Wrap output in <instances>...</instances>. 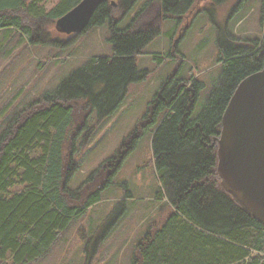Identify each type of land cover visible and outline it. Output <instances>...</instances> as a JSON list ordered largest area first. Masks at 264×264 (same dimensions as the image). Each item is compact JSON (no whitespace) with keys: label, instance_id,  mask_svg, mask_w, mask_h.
<instances>
[{"label":"trees","instance_id":"trees-1","mask_svg":"<svg viewBox=\"0 0 264 264\" xmlns=\"http://www.w3.org/2000/svg\"><path fill=\"white\" fill-rule=\"evenodd\" d=\"M82 1L59 0L47 10L44 0H0V31L13 29L33 47L62 49L69 39L56 36L64 35L56 31V21ZM138 1L101 4L86 30L106 25L111 54L90 57L54 90L15 113L0 131V264H38L45 259L71 225L102 201L145 125L152 131L154 168L172 211L137 242L130 264H264V224L225 192L217 173L222 118L238 86L262 70L264 39H239L226 26H218L223 71L201 112L195 116L204 83L174 72L148 103L138 133L132 132L86 182L70 188L79 170L75 139L82 136L85 146L93 132L89 118L95 116L97 124L104 121L122 104L130 85L148 76L147 70L138 69L137 57L161 35L159 26L148 23L154 6L144 4L121 27ZM153 1L159 2L162 20L178 22L196 2ZM212 1L223 5L226 0ZM261 15L264 26V0ZM171 49L153 60L162 65L175 53L176 48ZM101 172L107 176L98 184L96 173ZM123 189L130 194L126 183ZM125 214L124 203H118L87 244V254L97 252Z\"/></svg>","mask_w":264,"mask_h":264},{"label":"rangeland","instance_id":"rangeland-1","mask_svg":"<svg viewBox=\"0 0 264 264\" xmlns=\"http://www.w3.org/2000/svg\"><path fill=\"white\" fill-rule=\"evenodd\" d=\"M58 1L44 0V6L51 10ZM239 2L226 0L223 5H214L212 0H196L192 9L181 15L179 22L175 18L162 20L158 1L137 2L121 27L147 3L156 11L148 23L161 29V35L149 44L145 55L137 57L138 69L147 70L148 76L144 81L130 85L122 104L104 121L97 124L95 116L89 118L93 132L85 146H81L82 136L75 139L74 161L79 170L71 189H77L105 159L117 154L146 115L148 103L160 85L174 72L180 70L181 78L189 80L193 77L204 83L195 116L201 112L223 71L217 50V27L226 26L229 34L239 39H264L262 0H244L231 14ZM56 36L69 39V45L62 49L49 45L33 47L13 29L0 31V131L15 113L54 90L63 78L82 67L90 57L111 54L106 25L76 36ZM172 47L176 48L175 53L170 59L164 58L162 65L153 60L156 54L165 57ZM147 130L146 125L141 128L138 144L113 178V185L103 192L102 201L77 219L38 264H130L137 242L150 227L160 226L172 211L159 185L151 151L152 131ZM102 172L96 173L98 184L107 176ZM124 183L130 196L123 189ZM120 202L124 203L126 214L95 250L97 252L90 250L87 254V244Z\"/></svg>","mask_w":264,"mask_h":264},{"label":"water","instance_id":"water-1","mask_svg":"<svg viewBox=\"0 0 264 264\" xmlns=\"http://www.w3.org/2000/svg\"><path fill=\"white\" fill-rule=\"evenodd\" d=\"M106 0H83L56 21L64 35H80ZM217 173L221 187L264 224V66L236 89L222 118Z\"/></svg>","mask_w":264,"mask_h":264},{"label":"flooded vegetation","instance_id":"flooded-vegetation-1","mask_svg":"<svg viewBox=\"0 0 264 264\" xmlns=\"http://www.w3.org/2000/svg\"><path fill=\"white\" fill-rule=\"evenodd\" d=\"M244 0H240V2L238 3V6L235 8V9H233V11H232V13L231 14H234V12H236L235 10L239 7V4H241V2H243ZM231 16V15H230ZM229 19V18H228Z\"/></svg>","mask_w":264,"mask_h":264}]
</instances>
